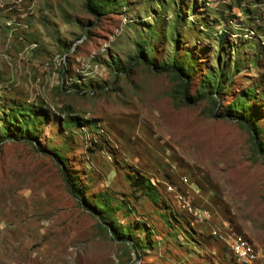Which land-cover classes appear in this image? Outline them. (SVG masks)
I'll return each instance as SVG.
<instances>
[{
  "label": "rangeland",
  "instance_id": "obj_1",
  "mask_svg": "<svg viewBox=\"0 0 264 264\" xmlns=\"http://www.w3.org/2000/svg\"><path fill=\"white\" fill-rule=\"evenodd\" d=\"M236 1L96 0L92 15L84 0H0V126L11 108L43 113L0 138V264H264L249 135L208 101L174 103V82L134 61L183 64L190 93L215 78L217 112L255 114L264 141V0ZM52 148L100 212L68 193Z\"/></svg>",
  "mask_w": 264,
  "mask_h": 264
},
{
  "label": "trees",
  "instance_id": "obj_2",
  "mask_svg": "<svg viewBox=\"0 0 264 264\" xmlns=\"http://www.w3.org/2000/svg\"><path fill=\"white\" fill-rule=\"evenodd\" d=\"M238 2V0L236 1ZM194 3V1H193ZM84 9L92 14H99V8L96 4V0H84ZM194 6V4H193ZM141 60H139V58ZM135 62H142L149 70L154 73L166 74L171 81L174 82V88L172 89L171 98L174 103L180 105H196L202 101H208L211 103L210 116L214 118H223L227 120L235 121L242 129H244L249 135L250 146L252 155L256 156L264 163V141L261 138V129L256 124L257 116L255 114L248 113L246 109L226 108L219 113V103L216 99V95L221 92V85L218 80L207 79L202 81L198 88L190 93V75L187 68L175 60L168 63L157 64L150 58H146L145 54L135 56ZM134 66V63L127 62L123 68L126 72H129ZM218 77L221 76V72H216ZM43 115L41 111L31 110L27 113H23L21 108H11L7 115H2L3 124L0 126V138L13 139L17 137H23L28 132L29 122L32 125L35 122V118H40ZM51 154L60 166L62 179L68 193L75 199L84 203L85 207L92 211L100 212L99 209L92 205L84 197V190L81 187L77 177L71 173L68 168V160L63 156L57 148L51 149ZM131 186L134 189L142 191L144 194H148L153 190L149 179L138 174L137 176L130 175L129 177ZM138 247H143L141 243H137Z\"/></svg>",
  "mask_w": 264,
  "mask_h": 264
},
{
  "label": "built area",
  "instance_id": "obj_3",
  "mask_svg": "<svg viewBox=\"0 0 264 264\" xmlns=\"http://www.w3.org/2000/svg\"><path fill=\"white\" fill-rule=\"evenodd\" d=\"M187 206V205H186ZM225 243H230L232 248L237 252L238 258H245L248 263L254 261V248H248L247 241L243 238L242 240H233L232 237L226 240Z\"/></svg>",
  "mask_w": 264,
  "mask_h": 264
},
{
  "label": "bare ground",
  "instance_id": "obj_4",
  "mask_svg": "<svg viewBox=\"0 0 264 264\" xmlns=\"http://www.w3.org/2000/svg\"><path fill=\"white\" fill-rule=\"evenodd\" d=\"M249 248V247H248ZM233 251H235L234 249H233ZM236 254H237V252H236ZM238 255V254H237Z\"/></svg>",
  "mask_w": 264,
  "mask_h": 264
}]
</instances>
